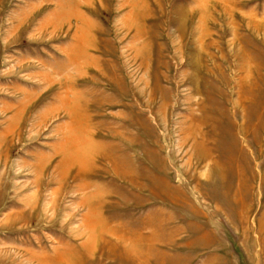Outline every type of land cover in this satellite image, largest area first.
<instances>
[{
	"label": "rangeland",
	"instance_id": "374dc122",
	"mask_svg": "<svg viewBox=\"0 0 264 264\" xmlns=\"http://www.w3.org/2000/svg\"><path fill=\"white\" fill-rule=\"evenodd\" d=\"M0 264H264V0H0Z\"/></svg>",
	"mask_w": 264,
	"mask_h": 264
}]
</instances>
